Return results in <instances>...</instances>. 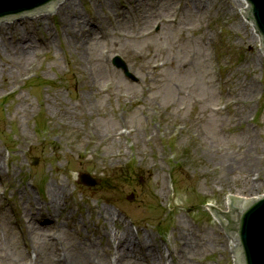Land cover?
<instances>
[{
  "label": "rangeland",
  "instance_id": "1",
  "mask_svg": "<svg viewBox=\"0 0 264 264\" xmlns=\"http://www.w3.org/2000/svg\"><path fill=\"white\" fill-rule=\"evenodd\" d=\"M112 1L104 9L102 0H74L77 17L109 25L79 47L58 14L0 33V264L34 253L48 264L59 249L62 257L82 239L98 248L102 229L123 227L165 264L186 243L185 264H233L207 205L226 211L228 195L264 194V57L238 12L245 4L202 0L186 11L183 0ZM19 34L35 43L32 69L3 81ZM114 56L135 80L112 65ZM192 58L191 67L174 61ZM80 173L98 184H79ZM49 186L65 189L55 212L60 236L48 232L57 244L40 238L22 205L30 197L44 206ZM103 205L122 222L100 220L95 207Z\"/></svg>",
  "mask_w": 264,
  "mask_h": 264
},
{
  "label": "bare ground",
  "instance_id": "2",
  "mask_svg": "<svg viewBox=\"0 0 264 264\" xmlns=\"http://www.w3.org/2000/svg\"><path fill=\"white\" fill-rule=\"evenodd\" d=\"M238 3L243 2V0H236ZM202 0H183L182 9L183 10H191L192 7L198 9L200 4H202ZM101 8L111 9L114 7V3L112 0H102L100 4ZM248 7V6H247ZM246 8V7H245ZM244 8V9H245ZM75 9V10H74ZM243 8H240L239 13L243 16ZM249 9V8H248ZM58 15L61 16V22L63 23V32L64 35L70 44L71 42H76V47H79L80 40L89 39L91 36L95 34L102 33L105 29L109 28V25L98 19L100 22H96L95 20H91L90 22L84 20L83 18L77 17L78 14L74 0H64L57 12ZM119 15V9H117L116 16ZM152 19L158 21L162 20L160 13L151 14ZM250 26V24L246 23ZM5 26H0V33L2 35L10 32V30H5ZM1 28H3L1 30ZM104 28V29H103ZM12 31H14L12 29ZM25 35V34H24ZM25 43V44H24ZM116 44V43H115ZM121 45L120 43L117 44ZM35 43L31 39H27L21 34H19V39L12 48V54L15 60V66L12 69L5 70L2 69L1 73L7 75L5 78H1L3 81L8 77V79L14 78L13 69H16L17 72L20 70H29L32 66L30 63L31 56L35 53ZM151 54H155L154 51H150ZM177 67L178 65H182L185 67H191L193 65L194 59H185L182 62L174 60ZM162 66V65H161ZM32 69V68H31ZM92 137L99 136V132L94 126L89 128ZM106 138V136H105ZM108 163L114 164L116 163V159H109ZM244 185L247 187H252L253 185L247 184L244 182ZM22 194H26L27 190L25 188L21 189ZM65 189L62 187L55 188L54 186H49L48 188V197L45 200V204L37 206L34 204L30 197H27V201L22 205L27 206L30 210H28V215L30 217V222L32 225L37 227V230L42 232L40 235L45 242L51 244V241L59 240L57 236H50L48 232L54 231L58 232L60 236L61 225L55 223V212H60L62 210L61 203L64 200ZM110 199H103V203H108ZM228 201V198L226 199ZM34 204V205H33ZM25 210V209H24ZM31 210H34L32 212ZM95 210L98 211V218L102 220L105 224L111 225L122 222V215L120 212H113L106 205L96 206ZM229 211V210H228ZM27 215V216H28ZM28 217V218H29ZM89 221V220H88ZM81 223L85 222L82 220ZM87 223L86 225H89ZM32 233L34 232L32 229L30 230ZM31 233V234H32ZM56 237V238H55ZM99 244L98 248H95V244L91 242L89 239H82L75 247L72 246L70 252L67 251L63 253L61 257V249H59L55 253V258L52 260H48V264H130L131 262H135L136 264H165V261L158 249L152 250L146 245L147 241L142 243L135 242L132 234L128 230L127 227H123L122 230L115 232H109L108 229H102L99 232ZM92 244V248L88 247ZM187 247H190L188 243H186ZM51 246V245H50ZM187 247L183 246L180 251L175 256V264H185ZM229 247L231 249L230 243ZM232 252V249H231ZM43 253V251H42ZM233 253V252H232ZM51 255H48L46 258H49ZM41 257V256H40ZM236 257V256H235ZM111 258L113 260L111 261ZM173 258V257H172ZM7 260L11 264H37V260L34 262H28L24 256H10ZM42 260V257H41Z\"/></svg>",
  "mask_w": 264,
  "mask_h": 264
},
{
  "label": "water",
  "instance_id": "3",
  "mask_svg": "<svg viewBox=\"0 0 264 264\" xmlns=\"http://www.w3.org/2000/svg\"><path fill=\"white\" fill-rule=\"evenodd\" d=\"M61 1L0 0V24L5 21H18L21 18H25L23 21H29L55 17L62 4ZM245 1L249 4L246 18L253 23L264 50V0ZM45 11L54 14L31 18ZM26 17L31 19H26ZM19 22H22V20ZM116 66L126 73L125 65L121 61H117ZM36 163L37 161L34 162V164ZM79 182L89 187L97 184V181L87 174H80ZM210 209L218 218L226 233L228 235L233 233L229 236V243L236 264H264V198L240 201L238 198L231 197L229 212H222L215 207H210Z\"/></svg>",
  "mask_w": 264,
  "mask_h": 264
}]
</instances>
